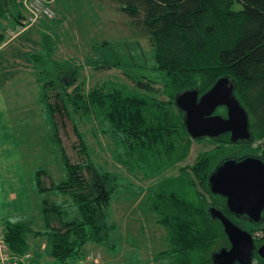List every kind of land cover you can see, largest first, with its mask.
Wrapping results in <instances>:
<instances>
[{
    "label": "rangeland",
    "instance_id": "1",
    "mask_svg": "<svg viewBox=\"0 0 264 264\" xmlns=\"http://www.w3.org/2000/svg\"><path fill=\"white\" fill-rule=\"evenodd\" d=\"M45 1L18 0L26 17L32 14L30 6L37 7V19L32 25L23 28L20 22L12 27L11 23L16 20L13 11L0 22L7 38L2 45L20 35L15 45L0 53V70L5 71L7 92L5 110L9 113L5 116V130L0 129V139L5 134V157L0 144V222L4 224L10 219L32 227L26 234L29 249L23 255V264H60L52 257L50 245V230L59 228L60 221L55 217L50 219V227L44 209L48 201L55 202L65 205L64 209L69 212L65 219L79 215L73 196L57 186L68 179L69 166H80L79 170L91 177L87 167L91 160L93 172L98 168L109 170L118 175L121 185L108 207L107 220L112 227L107 240L88 242L77 263L168 264L169 259L160 256V251L171 248L169 230L154 221V215L158 214L152 210V194L161 185L172 187L177 176H181V169L191 166L200 152L219 143L186 136L183 146L176 151L177 157L165 163L159 172L154 170L153 160L147 164L137 160L128 163L123 154L122 136L112 131L104 112L70 106V113L61 97L68 105L72 93L78 91L76 88L82 87L84 95L97 87L107 92L122 88L125 94L142 96L158 104L170 102L177 92L176 86L157 69L150 39L118 3L113 0ZM64 1L67 3L63 4ZM41 22L47 28L33 27L23 34V29ZM41 30L49 33L44 35L46 44L32 58L27 48L38 46L35 31ZM32 67L36 74L31 79ZM12 74L19 76L10 79ZM138 82L148 83L150 88ZM166 107L172 112L177 110L173 105ZM49 108L54 109V114ZM258 145L256 141L252 147L258 148ZM243 150L237 144H227L221 155L241 157ZM198 187L202 192L201 186ZM175 190L198 202L196 191L184 183H178ZM10 197L15 198L10 200ZM135 202L139 203L136 208ZM256 231L264 239V225ZM220 248L221 242L216 250Z\"/></svg>",
    "mask_w": 264,
    "mask_h": 264
},
{
    "label": "trees",
    "instance_id": "2",
    "mask_svg": "<svg viewBox=\"0 0 264 264\" xmlns=\"http://www.w3.org/2000/svg\"><path fill=\"white\" fill-rule=\"evenodd\" d=\"M113 1L150 39L157 69L176 86L177 92L198 88L202 94L223 75L235 80V93L250 115L254 141L259 142L258 148L250 143V151L264 156V0ZM9 11L19 19L18 0H0V22ZM6 40V33L0 29V45ZM138 84L150 88L148 83ZM76 89L68 105L61 97L64 108L70 111V106L87 107L91 112H104L112 131L122 136L123 154L128 163L137 160L147 164L153 160L154 170L159 172L165 163L177 157L176 151L183 146L185 137L191 138L175 95L168 103L154 104L142 96L125 94L122 88L107 92L97 87L87 95L82 87ZM168 105L177 110L172 112ZM49 112L54 114L55 111L49 108ZM203 139L219 144L200 152L191 166L181 169V176H177L172 187L161 185L152 194V209L158 214L159 223L169 230L171 248L161 254L167 256L168 264H213L212 253L218 243L221 242L222 247L229 246L222 223L209 214L212 205L226 209L210 192L208 176L223 156L221 151L233 143L228 135L196 140ZM92 165L89 160L87 167L91 177L79 170L80 166H69L68 179L57 186L73 196L78 216L65 219L69 217L65 205L55 202L48 201L44 209L49 226L54 217L60 221L59 228L50 230L51 255L60 264H78L76 259L85 252L86 244L107 240L112 227L107 220L108 207L121 184L118 175L100 168L93 172ZM178 183L193 188L198 202L181 196L175 190ZM236 222L253 235L261 227L253 223V229ZM4 227L10 249L23 258L29 249L26 234L32 227L10 219L4 222ZM256 242L261 244L264 239H256ZM255 259L254 264H264V258L257 253Z\"/></svg>",
    "mask_w": 264,
    "mask_h": 264
},
{
    "label": "water",
    "instance_id": "3",
    "mask_svg": "<svg viewBox=\"0 0 264 264\" xmlns=\"http://www.w3.org/2000/svg\"><path fill=\"white\" fill-rule=\"evenodd\" d=\"M236 83L229 75L219 77L202 94L189 88L175 94L177 107L184 113V123L194 139H218L230 133L231 143L255 144L251 119L237 97ZM224 106L226 115L215 113ZM212 194L225 198L229 212L246 215L255 224L264 222V156L249 153L223 158L208 176ZM212 218L223 227L229 246L212 253L213 264H254L256 253L264 258V243L257 244L253 233L234 221L221 208L209 207Z\"/></svg>",
    "mask_w": 264,
    "mask_h": 264
},
{
    "label": "crops",
    "instance_id": "4",
    "mask_svg": "<svg viewBox=\"0 0 264 264\" xmlns=\"http://www.w3.org/2000/svg\"><path fill=\"white\" fill-rule=\"evenodd\" d=\"M57 1L58 0H55V2L57 3ZM65 2L66 1H64L63 2V4H65ZM69 2H71V1H69ZM67 3V2H66ZM90 7V6H89ZM26 18V14L24 13H22V11H21V14L19 15V19H16L15 20V23H11V26L12 27H15L18 23H20V22H22V20H24ZM33 27L34 28H36V30H37V27H45V28H47L46 27V25L43 23V22H41V23H38V24H36V25H34V26H31L30 28H25V29H23V34L24 33H26L28 30H30V29H33ZM20 34V33H19ZM47 34H49L47 31H43V30H41V31H35V35H36V37L38 38V46L36 47L35 45H33L32 47H29V48H27L28 49V53H29V55H30V57H32V58H36V56H35V53L37 52V51H39V52H41L42 51V48L44 47V43L46 44V42H45V36L44 35H47ZM20 35H17V37L16 38H13L12 40H10V41H8L5 45H1L0 46V53L2 52V50L5 48V50H6V48H9V47H11V45L13 44V45H15V42H16V39L19 37ZM12 45V46H13ZM56 45L57 44H55V47H56ZM54 47V46H53ZM17 49L18 50H20V48H18L17 47ZM6 54H10L9 52H7ZM15 60H17V58H16V56H15ZM18 61H20V60H18ZM16 62V61H15ZM28 62H29V60H28ZM30 71H31V73L30 74H32V75H30L31 76V79L34 77V74H36L35 73V71H36V69L35 68H30L29 69ZM18 74V73H17ZM17 74H12V75H10V79L12 78V77H14V76H19V75H17ZM33 83H32V81L30 82V85L31 86H33L32 85ZM32 92V91H31ZM6 90H5V71H4V69L2 68L1 70H0V129H2V131H4L5 130V126H7V125H5V116L6 115H8L7 113H6V110H5V100L7 99L6 98ZM13 93H15V90H13ZM17 93H18V91H17ZM18 95H19V93H18ZM39 99V98H38ZM18 100L20 101L21 99L18 97ZM14 102L16 103V105H18V103L19 102H17L16 100H14ZM36 104V103H35ZM21 105H22V102H21ZM38 110V109H37ZM40 110V109H39ZM8 123H10L9 121H7ZM1 142H0V144H2V148H3V155H4V157H5V134H2V137H1ZM15 198V197H14ZM14 198H11L10 197V200H13ZM135 203H137V202H135ZM5 204V203H4ZM139 203H137L136 205H134L133 203H131V206H133L134 205V207L136 208L137 207V205H138ZM153 210V209H152ZM156 213V212H155ZM154 221L157 223V224H160L158 221H159V218H158V216H155L154 215ZM124 223H125V221H123ZM133 228V227H132ZM169 235V234H168ZM168 237V236H167ZM164 251V250H163ZM163 251H160L161 253H163ZM166 251H168V250H166ZM165 252V251H164ZM160 256H161V254H160Z\"/></svg>",
    "mask_w": 264,
    "mask_h": 264
},
{
    "label": "built area",
    "instance_id": "5",
    "mask_svg": "<svg viewBox=\"0 0 264 264\" xmlns=\"http://www.w3.org/2000/svg\"><path fill=\"white\" fill-rule=\"evenodd\" d=\"M37 3H40V0H33ZM43 2H46L45 0H41ZM34 6H38L36 4H33ZM37 8V7H35ZM30 6V10L32 11V14H30L28 17H26L22 23L21 26L24 28L26 26L32 25L34 21L37 19V9H35ZM258 236L260 235L259 232H257ZM23 261V258L14 253L7 241H6V234H5V227L4 224L0 222V264H19V262Z\"/></svg>",
    "mask_w": 264,
    "mask_h": 264
},
{
    "label": "flooded vegetation",
    "instance_id": "6",
    "mask_svg": "<svg viewBox=\"0 0 264 264\" xmlns=\"http://www.w3.org/2000/svg\"><path fill=\"white\" fill-rule=\"evenodd\" d=\"M215 113H220V114H223V115H226V108L224 107V106H222V107H219L216 111H215ZM225 135H228V139L230 140V136H231V134L230 133H225V134H223L222 136H220L219 138H222L223 136H225ZM204 138H210V137H204ZM218 138V139H219ZM234 144V143H233ZM235 144H237V145H239V146H241V147H244V150L242 151V153H240V154H242V155H246V154H251V153H255V152H251L250 151V147H249V143H242V142H239V143H235ZM254 144H252V146H253ZM255 148V147H254ZM258 154H260V153H258ZM231 156H235V155H231ZM239 155L237 154V156H235V157H238ZM225 157H228V156H226V155H223L219 160H217L216 161V163H215V166H214V168L217 166V164L223 159V158H225ZM215 195V194H214ZM216 196V198L218 199V200H220L221 202V204H220V206L221 207H225V209H226V211H224L227 215H229V217L231 218V219H233L234 221L236 220V221H238V222H242V223H245V224H248V225H250V227L251 228H255L254 226H253V222L250 220V218L248 217V216H246V215H238V214H234V213H231V212H229V210L227 209V206H226V201H225V198L224 197H222V196H220V195H215ZM218 202V201H217ZM222 209V208H221ZM252 224V225H251ZM254 236H255V240L257 239H259V240H261V239H263V238H261L260 237V235L258 236V234H257V231H255L254 232ZM260 245V244H259Z\"/></svg>",
    "mask_w": 264,
    "mask_h": 264
},
{
    "label": "bare ground",
    "instance_id": "7",
    "mask_svg": "<svg viewBox=\"0 0 264 264\" xmlns=\"http://www.w3.org/2000/svg\"><path fill=\"white\" fill-rule=\"evenodd\" d=\"M263 224H264V222H263Z\"/></svg>",
    "mask_w": 264,
    "mask_h": 264
}]
</instances>
